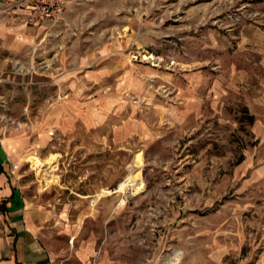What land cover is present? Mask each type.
<instances>
[{"label": "rangeland", "instance_id": "rangeland-1", "mask_svg": "<svg viewBox=\"0 0 264 264\" xmlns=\"http://www.w3.org/2000/svg\"><path fill=\"white\" fill-rule=\"evenodd\" d=\"M68 3L0 43L56 264H264V0Z\"/></svg>", "mask_w": 264, "mask_h": 264}, {"label": "crops", "instance_id": "crops-1", "mask_svg": "<svg viewBox=\"0 0 264 264\" xmlns=\"http://www.w3.org/2000/svg\"><path fill=\"white\" fill-rule=\"evenodd\" d=\"M38 25L0 13V43L24 46L29 30ZM13 157L0 140V264H56L55 251L44 242L39 228L46 213L32 206L21 172L11 169Z\"/></svg>", "mask_w": 264, "mask_h": 264}, {"label": "built area", "instance_id": "built-area-1", "mask_svg": "<svg viewBox=\"0 0 264 264\" xmlns=\"http://www.w3.org/2000/svg\"><path fill=\"white\" fill-rule=\"evenodd\" d=\"M70 0H2L0 13L8 19L17 18L25 23L55 22ZM15 167V165H14Z\"/></svg>", "mask_w": 264, "mask_h": 264}, {"label": "bare ground", "instance_id": "bare-ground-1", "mask_svg": "<svg viewBox=\"0 0 264 264\" xmlns=\"http://www.w3.org/2000/svg\"><path fill=\"white\" fill-rule=\"evenodd\" d=\"M144 58H146V56H143Z\"/></svg>", "mask_w": 264, "mask_h": 264}]
</instances>
